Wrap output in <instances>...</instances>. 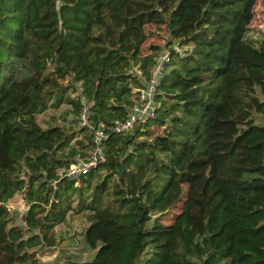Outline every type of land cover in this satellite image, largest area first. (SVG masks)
I'll use <instances>...</instances> for the list:
<instances>
[{"label": "trees", "instance_id": "obj_1", "mask_svg": "<svg viewBox=\"0 0 264 264\" xmlns=\"http://www.w3.org/2000/svg\"><path fill=\"white\" fill-rule=\"evenodd\" d=\"M257 4L0 0V264H43L35 255L58 245L70 215L87 218L96 255L60 264H264V39L248 38ZM163 26L168 46L188 50H172L155 117L114 133L163 51L144 53L147 28ZM82 97L108 133L106 160L70 180L60 171L94 148ZM61 105L77 128L41 129L38 116ZM18 195L24 228L7 208Z\"/></svg>", "mask_w": 264, "mask_h": 264}, {"label": "rangeland", "instance_id": "obj_2", "mask_svg": "<svg viewBox=\"0 0 264 264\" xmlns=\"http://www.w3.org/2000/svg\"><path fill=\"white\" fill-rule=\"evenodd\" d=\"M147 32L151 33L148 41L143 46V51L145 54H149L150 46L157 45L165 50L171 42V38L166 31V28L163 26L162 28L157 27H148ZM248 38L254 41H261L264 39V0H258V4L254 10V19L250 25V31L248 34ZM188 48H186V51ZM68 80L62 82L64 86H66ZM71 93V92H70ZM78 94L74 93L72 95L73 98L77 97ZM53 97H56L55 95ZM69 108L67 105H61L57 109H50L46 113L38 116V123L41 129L46 130L50 127L57 126L66 128L67 131L71 128H77V123H75L73 115H69L67 112ZM259 121L264 125V118H259ZM83 127V125H79ZM152 131L155 135L162 134V128L154 127ZM46 139L45 146L47 148L53 143V136H48L45 134ZM81 136H77V138L72 142V145H76L78 141H82ZM77 150L81 152L79 146H76ZM80 159L78 157L76 161ZM184 201L179 202L176 206H174L169 213L165 215L164 218L161 219V222L164 225H172L175 219L181 214L183 210ZM8 210L10 211L11 217L13 218V222L17 227L24 228V217L28 210V204L23 198V195H18L14 200H12L7 205ZM89 222L87 218L83 215H70L68 221L59 226L56 231L59 239V243L55 248L46 249L39 254H36L35 257L38 258L43 264H57L63 263L68 260H73L77 262H85L92 260L96 251L89 250L85 245L84 233L86 228L88 227Z\"/></svg>", "mask_w": 264, "mask_h": 264}, {"label": "built area", "instance_id": "obj_3", "mask_svg": "<svg viewBox=\"0 0 264 264\" xmlns=\"http://www.w3.org/2000/svg\"><path fill=\"white\" fill-rule=\"evenodd\" d=\"M187 47H182L178 43L167 47L160 53L155 60V67L151 73V77L145 88L138 90L139 101L131 109V112L126 120H116L113 123V132L117 134H128L133 131L136 125L145 124L155 117L158 107L156 97L162 79L166 72V65L170 63L172 50L176 54L183 55ZM82 102L85 105L81 115V125L87 127L93 134L94 148L88 154L87 158H80L73 163L66 171L61 170L60 174L70 180H77L81 176L86 175L93 168L103 164L106 156L103 150V142L108 139V133L102 128H96L90 124V111L86 98L82 97Z\"/></svg>", "mask_w": 264, "mask_h": 264}]
</instances>
